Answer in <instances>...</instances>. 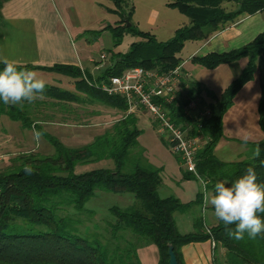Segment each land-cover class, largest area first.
Segmentation results:
<instances>
[{"label": "trees", "instance_id": "obj_1", "mask_svg": "<svg viewBox=\"0 0 264 264\" xmlns=\"http://www.w3.org/2000/svg\"><path fill=\"white\" fill-rule=\"evenodd\" d=\"M7 1L0 0V10ZM112 1L115 9L109 10L119 14L121 19L115 26L109 24L97 32L111 30L115 45H120L128 32L142 37V41L132 43L127 53H111L110 63L97 75L72 64L20 65L32 71L68 76L73 79L74 90L46 83L44 100L25 102L22 108L0 101V116L6 115L40 132H44L43 124L48 121L73 120L74 104L101 103L123 114L105 134L81 147H68L46 132L55 146L54 154L24 155L19 164L0 172V264H141L138 249L150 243L159 248V264H169L170 244L180 264H185L182 247L207 240L215 242V251L225 250L223 260L216 257L214 264H264V232L254 239L245 233L242 240H236L226 235L221 221L205 227L201 220L196 221L194 232L179 231L175 213L202 202V192L189 203L175 195H160L162 168L150 164L139 146L142 130L138 116L128 112L129 104L124 97L111 95L102 88L110 76L121 75L130 68L140 66L160 73L175 69L183 63L178 54L188 40L206 39L241 15L264 11V0H168L170 7L189 17L190 24L179 28L167 41H158L150 32L135 28L133 23L128 26L126 22H132L134 6L127 13L124 8L127 0ZM225 1L237 3L238 9L225 10L222 6ZM242 58L248 59L247 66L220 96L204 88L201 82L186 79L183 82L187 91L185 99L179 98L178 93L174 102L165 103L172 121L191 125V134L201 131L208 138L196 154L197 174L184 168L182 172L186 179L203 176L211 182L210 191L217 181L233 183L249 166L255 167L258 182L264 183V137L250 144L251 148L256 144L260 146L261 156L256 160L250 159L251 151L237 161H225L215 152L224 136L225 114L233 106L238 92L254 79L258 58H264V32L241 48L195 55L191 61L215 69ZM3 67L0 63V69ZM261 89L259 121L264 132V76ZM203 92L214 99L209 104L211 115H187V106L201 98ZM177 157L181 162L180 156ZM101 160H112L114 167L75 172L78 164ZM26 164L35 169L33 174L25 173ZM98 191L129 193L135 197V202L125 208L112 205L106 226L88 230L85 223L91 220L94 210L87 204ZM261 218L264 219V214Z\"/></svg>", "mask_w": 264, "mask_h": 264}, {"label": "rangeland", "instance_id": "obj_2", "mask_svg": "<svg viewBox=\"0 0 264 264\" xmlns=\"http://www.w3.org/2000/svg\"><path fill=\"white\" fill-rule=\"evenodd\" d=\"M94 1H97V3H94ZM164 1L153 0L151 2L161 9V18L158 25L150 29L146 24V16L151 3L148 0H127L128 4L124 5L127 13L134 6L132 22H129L133 23L138 30L150 32L158 41L168 39L174 26L178 24L175 14H179V10L168 8L167 11L163 5ZM55 2L51 4L50 9L53 7L59 14L63 13L62 16L65 20L63 21L62 19V23L65 24L64 27L72 28V30L70 29L72 33L71 44L81 52L84 61L87 62L83 67H101L95 71V75L100 73L102 67L110 63L111 53H127L131 49L132 43L143 40L142 37L133 32H128L124 35L122 43L115 45L111 30L97 32L103 24L115 26L121 19L119 14L109 10L115 9V4L112 0H99L101 4L98 3V0H61L59 3ZM222 6L227 11H235L239 7L233 1H225ZM126 23L128 25V22ZM45 24L47 25L48 23L45 22ZM191 48V44H188L181 51V56L184 60H188ZM103 54H106V58H102ZM247 64L246 58L239 63L222 64L223 66L221 67H234L231 73L222 69H209L192 61L187 67H198L200 69V73L197 75L198 78L205 81L207 87L213 88L218 93L222 87L228 84V74L234 75L235 72L241 74L242 69L239 70V68H244ZM257 64L258 70L255 76L260 79V77L264 76V58H258ZM38 77L43 78L48 84L74 90V87L72 88L73 79L63 74L44 71L40 72ZM186 93V89L182 87L179 92V98L185 99ZM194 102L196 107L187 106L186 113L196 117L206 106L214 102V99L203 92L202 97L194 100ZM72 108L76 110L75 118L70 122L59 119L44 123L42 127L44 129L43 136L39 141L36 140L34 135V130L39 131V129L24 127L20 121L12 120L6 115L0 116V172L19 164L21 162L20 157L24 155L54 154L55 146L47 137L46 132L68 147H81L92 143L98 136L105 134L123 115L120 111L101 103L74 104ZM133 112L140 117L138 126L142 132L138 137V143L144 149L146 160L156 167H164L169 179L176 180L173 189L175 194L183 201L195 198L200 191L199 182L195 178L186 179L184 176L182 177L179 158L172 151L167 134L159 131L160 127L153 113L143 107H139ZM259 118V106L257 109L256 104L252 103L249 96L245 94L239 96L235 110L227 114L223 124L226 134L232 136V139L228 141L233 143V146H229L233 147V149L225 147L226 144L222 142L218 148L219 158L234 161L245 158L251 149L250 144L260 140V136H262L261 138L264 136ZM244 133H248L250 137L247 145L244 144L242 139ZM102 167H114V162L112 160H101L93 163L78 164L75 172L84 173ZM134 202L135 197L129 193L98 191L96 196L87 204L90 209L94 210V215L91 220L86 221L85 228L88 230L104 228L107 219L111 218L109 207L119 205L125 208ZM216 257L220 261L224 258L221 254L216 255Z\"/></svg>", "mask_w": 264, "mask_h": 264}, {"label": "crops", "instance_id": "obj_3", "mask_svg": "<svg viewBox=\"0 0 264 264\" xmlns=\"http://www.w3.org/2000/svg\"><path fill=\"white\" fill-rule=\"evenodd\" d=\"M55 1L59 3L61 0H9L4 3L2 9L0 10V57H7L9 60H15L19 62V65L32 64L36 66H53L55 64H72L80 66L82 69H88L92 74H94L95 71L101 67H83L87 62L84 61L81 52L71 44L72 28L64 27L65 24L62 23V19L63 21L65 20L62 16L63 13L59 14V12H57L53 7L50 9L52 6L51 4ZM148 1L151 3L153 0ZM168 2V0L163 2L164 8L167 9V11L168 8L171 10L177 9L170 7ZM94 3H97V1H94ZM98 3H100L99 0ZM175 16L178 19V24L174 26L172 34H170L171 36L164 41L172 38L179 28L190 24L189 17L182 12L179 11V14L176 13ZM160 18L161 9L154 3H151L146 16V24L150 29H153L158 25V22H160ZM45 22L48 24L46 25ZM104 27H106V24H103L100 30ZM262 32H264V11L254 14L241 15L237 20L230 23L225 28L210 34L206 39L188 40L184 47L186 48L188 44H191L192 46L189 51L188 60L183 59L181 52L178 54V56L183 60L182 71L185 74V79L197 80L201 82L204 88L216 93L213 88L207 87L205 81L198 78L197 75L200 73V69L198 67H187V65L191 62L192 57L195 55H206L212 52L221 53L241 48L253 41ZM242 59L234 63H239ZM221 66L223 65H220L214 70L222 69L225 70V72L231 73L232 68H234ZM103 68L104 67H102V69ZM244 68L240 67L239 70L242 69L241 71H243ZM34 71L38 75L40 72H44L42 70ZM231 75L228 74V84L216 93L217 96H220L230 83L240 76V73L235 72L234 75ZM261 79L262 77L257 79L255 76L254 79L244 85V87L236 95L233 106L229 108L225 114L224 121L227 114H229L232 110H235L239 96H243V94L249 96L252 103H255L256 108L258 109L262 92ZM73 87L74 84L72 83V88ZM137 116L140 118L139 115ZM261 137L262 136H260V140L262 139ZM229 139L231 140L232 136L227 135L224 128V136L220 139L215 150L217 155L219 153L218 148L222 142L226 144L225 147L233 146V143L228 141ZM229 148L233 149V147ZM180 165L181 175L183 177L182 169L184 166L182 161L180 162ZM160 168H162L163 179L162 185L159 188L160 195L162 193V197L170 195L177 196L173 189L176 180L169 179V176L165 173V168ZM197 195L195 198L188 201H183L179 196L177 197L182 202L189 203L196 200ZM213 212L214 210L210 205L207 207V211L205 212L203 201L195 203L188 207L185 211L175 213L177 227L181 233L186 234L196 230L195 223L197 220H201L205 227L215 226L218 224V220L214 217ZM181 251L185 264H214V258H216V255L221 254L224 256L225 254V250L222 248H218L215 251L212 240L186 244L182 247ZM138 256L141 264H159L160 261V251L158 246L154 243L146 244L140 247L138 249Z\"/></svg>", "mask_w": 264, "mask_h": 264}, {"label": "clouds", "instance_id": "obj_4", "mask_svg": "<svg viewBox=\"0 0 264 264\" xmlns=\"http://www.w3.org/2000/svg\"><path fill=\"white\" fill-rule=\"evenodd\" d=\"M0 63L4 65L0 69V101L5 105L23 107L37 99H44L46 81L39 78L35 71L21 68L19 62L0 57ZM37 141L43 136V132L35 131ZM249 134L244 133L242 139L248 144ZM250 159L256 160L261 156L259 144L251 148ZM24 171L31 175L35 169L31 165H25ZM200 190L203 194L205 212L210 205L214 209V217L223 223L228 237L242 240L245 233L249 238L257 237L264 232V183L257 180V172L254 166H249L245 173L233 183L217 181L212 190H209L210 181L203 176H197ZM232 226H235L234 228Z\"/></svg>", "mask_w": 264, "mask_h": 264}, {"label": "built area", "instance_id": "obj_5", "mask_svg": "<svg viewBox=\"0 0 264 264\" xmlns=\"http://www.w3.org/2000/svg\"><path fill=\"white\" fill-rule=\"evenodd\" d=\"M102 58H106V54H103ZM184 80L186 79L182 65L166 73L138 66L128 69L121 75L110 76L108 82L102 84V88L111 95L124 97L129 104V112L143 107L153 113L159 123V131L167 134L172 151L180 156L185 169L197 174L196 154L208 138L201 131L198 134H191V125L176 124L171 120L165 106V103L176 100ZM190 106L196 107L195 102L192 101ZM200 115L210 116V107L206 106L196 117ZM212 244L215 247L214 241Z\"/></svg>", "mask_w": 264, "mask_h": 264}, {"label": "water", "instance_id": "obj_6", "mask_svg": "<svg viewBox=\"0 0 264 264\" xmlns=\"http://www.w3.org/2000/svg\"><path fill=\"white\" fill-rule=\"evenodd\" d=\"M128 22V21H127ZM131 25V23L130 22H128V26H130ZM169 264H180V262L178 261V259H177V256H176V254H175V252H174V247H173V245H169Z\"/></svg>", "mask_w": 264, "mask_h": 264}]
</instances>
